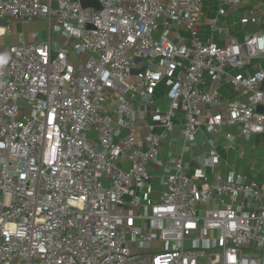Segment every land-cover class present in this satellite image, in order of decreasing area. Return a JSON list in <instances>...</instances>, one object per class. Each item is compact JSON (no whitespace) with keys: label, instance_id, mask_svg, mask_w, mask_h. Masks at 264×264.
<instances>
[{"label":"built area","instance_id":"1","mask_svg":"<svg viewBox=\"0 0 264 264\" xmlns=\"http://www.w3.org/2000/svg\"><path fill=\"white\" fill-rule=\"evenodd\" d=\"M82 1L0 0L48 33L0 49V264H264V184L214 138L264 137V2Z\"/></svg>","mask_w":264,"mask_h":264},{"label":"rangeland","instance_id":"2","mask_svg":"<svg viewBox=\"0 0 264 264\" xmlns=\"http://www.w3.org/2000/svg\"><path fill=\"white\" fill-rule=\"evenodd\" d=\"M209 5H210V2H205V4H204V14L205 15L203 18L211 19V18L215 17V14L208 10ZM13 29L14 28H12V31H13ZM206 29H207V27L204 30H206ZM231 34L235 35L236 33H235V31H233L231 29ZM56 40L61 41V39L58 38V36L55 35V33H54L53 34V42H55ZM70 59H72V58H70ZM259 62H261L264 66V60H259ZM253 63H255V62H253ZM73 65L75 67H77L78 64H76V62H74ZM223 92H224V90H222V93ZM176 124H178V121H176ZM232 131L233 130H231L230 132H232ZM225 134H226L225 132H222L221 135L214 136V138L219 143L218 148H219L220 155L229 164V166L224 168V170H229L232 167H235L236 169L242 171L243 175H245L251 179H256L258 181L261 178L264 179V170L262 171V168H259L260 167L259 163H257V160H261L264 156V147H261V145H260V143L264 137L252 136V137L246 138V140L243 139L242 142L240 143V146L235 145V146H233V149H231L230 152H228L227 149L231 145L232 139L224 138ZM173 137L175 139V144L172 145L171 148H169L168 145H166L165 150L162 148L160 149L161 158L163 160H164V158L169 160L170 163L173 162L176 154L179 153L181 145L183 144V137L178 135L177 129H176ZM187 159L189 160V155L187 156ZM163 163H164L163 161L160 162V164L162 166H164ZM196 166L197 165H194V164L192 165V167H196ZM187 246L190 247V243L187 244ZM134 249L138 253L142 254V253H149L152 248L149 246H142L141 245V247L134 246ZM201 263L207 264L205 261H202Z\"/></svg>","mask_w":264,"mask_h":264},{"label":"crops","instance_id":"3","mask_svg":"<svg viewBox=\"0 0 264 264\" xmlns=\"http://www.w3.org/2000/svg\"><path fill=\"white\" fill-rule=\"evenodd\" d=\"M43 1H47V0H43ZM249 1L244 0L245 4ZM252 3H254V0H252ZM8 26L11 27V29L14 28L11 35L1 36L2 31L0 30V49L4 53H7L10 47L17 44L20 34H23L26 42H39L48 37L47 25L44 21H36L26 26H22L19 24L15 26H13L12 24H8ZM223 95L229 100H234L236 98L232 93H228L226 91L223 92ZM262 159L257 160V163H259L260 165L259 168H262L263 171L264 166L262 163ZM260 182L264 184V179L261 178Z\"/></svg>","mask_w":264,"mask_h":264},{"label":"water","instance_id":"4","mask_svg":"<svg viewBox=\"0 0 264 264\" xmlns=\"http://www.w3.org/2000/svg\"><path fill=\"white\" fill-rule=\"evenodd\" d=\"M82 7L84 9L93 7V8H96L97 10H101V5L96 0L82 1ZM136 73H138V71H133V74H136ZM261 90H264V83L261 86ZM257 112L263 114L264 113V107H258Z\"/></svg>","mask_w":264,"mask_h":264},{"label":"trees","instance_id":"5","mask_svg":"<svg viewBox=\"0 0 264 264\" xmlns=\"http://www.w3.org/2000/svg\"><path fill=\"white\" fill-rule=\"evenodd\" d=\"M259 1H263V2H264V0H259ZM260 180H261V179H260ZM260 180H259V181H260Z\"/></svg>","mask_w":264,"mask_h":264}]
</instances>
